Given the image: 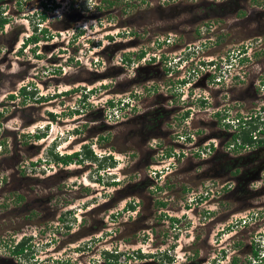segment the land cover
Returning <instances> with one entry per match:
<instances>
[{
	"label": "rangeland",
	"instance_id": "1",
	"mask_svg": "<svg viewBox=\"0 0 264 264\" xmlns=\"http://www.w3.org/2000/svg\"><path fill=\"white\" fill-rule=\"evenodd\" d=\"M0 11V264H106L105 251L116 264H264V145L256 160L240 152L235 176L226 147L237 120H264V0ZM49 145L88 146L105 168L31 165ZM22 237L33 252L14 257Z\"/></svg>",
	"mask_w": 264,
	"mask_h": 264
},
{
	"label": "trees",
	"instance_id": "2",
	"mask_svg": "<svg viewBox=\"0 0 264 264\" xmlns=\"http://www.w3.org/2000/svg\"><path fill=\"white\" fill-rule=\"evenodd\" d=\"M6 20L7 19L0 17V27L2 25H4V23H6ZM26 41L27 42H36L37 37L32 36V37L28 38ZM143 54H144V52L140 51L139 55L137 57L138 58L144 57ZM87 93L88 92H86V94ZM28 94H30V93H28ZM28 94H26L27 97L30 96L31 99H37L33 94H30V95H28ZM110 102L111 101H109V103ZM110 104L112 105V102ZM261 110H262V108H261ZM187 114H188V112H186L185 115L187 116ZM51 116L53 117L54 115L51 114ZM262 126H264V121L261 119V115L257 112L251 113L250 115H248L244 119L241 118V119L237 120L236 130L234 131V134H232L231 140L229 141L230 142L229 150L233 149L234 152H239L238 149H240L246 153L248 150L252 152V151L258 149L260 146L264 145V137H261V138L259 137V135H260L259 133L264 132V129L262 128ZM42 134L43 133H41V134L36 133L34 137L37 138V140H39L40 138H43ZM242 151H240V152H242ZM46 154H48L47 155L48 157L46 156L45 158H41L40 160L32 161L31 165H34L36 162H41V161L44 162V164H49V162H52L51 160H53L58 165L67 166L73 162L80 163L84 159H90V160H93L95 162L96 161L99 162L100 165L97 166V170L105 168L103 163L100 162L103 159L99 160L98 157L93 153V151L90 148H88V146H84L83 151L80 150V151L72 152L71 154L66 153V154L60 155L57 151H54L53 145H52V148L49 145L47 148ZM107 156H109L110 158L112 157L110 154ZM113 163H114V161H113ZM260 176H263L262 179L264 181V173L262 174L260 172L258 177H260ZM172 219H174V218H172ZM30 240H31L30 237H23L19 242H16L15 244L12 245V248H10L11 253L14 256H18V257H23V256H26V254H31L33 252V248H32V244L29 243ZM107 254H109V253H107ZM253 254L256 257H258V255H259L258 251H256V250L253 252ZM107 260H108V264H116L117 263L115 257H108ZM167 260H168V262H170V260L168 258H167Z\"/></svg>",
	"mask_w": 264,
	"mask_h": 264
},
{
	"label": "flooded vegetation",
	"instance_id": "3",
	"mask_svg": "<svg viewBox=\"0 0 264 264\" xmlns=\"http://www.w3.org/2000/svg\"><path fill=\"white\" fill-rule=\"evenodd\" d=\"M249 15H250V13H249ZM249 15H246L245 16V18H247V17H249ZM0 17H2V18H5V19H9V17H5V15H4V13H3V11H0ZM4 24H6V23H4ZM1 27H3V25L1 26ZM0 27V28H1ZM262 34H257V36L259 37V36H261ZM144 56V55H143ZM27 87L26 86H22L21 88H20V90H19V94H20V96H22V98L25 100V98L27 97L26 96V94H28L29 92L27 91L28 89H26ZM30 94H35L34 92H32V93H30ZM30 94H28V95H30ZM29 98H30V96H28ZM31 99V98H30ZM201 99V101H203V103L205 104V105H207L206 104V98H204V97H202V98H200ZM33 100V99H32ZM36 100V99H35ZM186 112H188V114H189V110L188 109H186L185 110V113ZM187 114V115H188ZM232 134H234V132H232ZM232 134H231V136H230V139H229V141L231 140V137H232ZM190 138V137H189ZM227 142V145H226V147H227V149H228V151L230 152V153H236V152H234L233 151V149H231V150H229V147H230V142ZM229 144V145H228ZM201 149V148H200ZM203 149H208L209 151H211V150H213L214 149V145H213V143H208V144H206V145H204V147H203ZM239 150V155H240V160H238V165H236L235 163H234V165H232V168L231 169H229V170H231L230 172H232V174L235 176L237 173H238V171L240 170V166H245V165H247V161L245 160V158L244 157H241V156H243V155H241L240 154V151H242V150H240V149H238ZM244 152V151H243ZM251 152V151H250ZM256 153H257V151L256 150H254V151H252L251 152V154H253V155H255L256 157L254 158L255 160L256 159H258L259 157H257V155H256ZM259 154H260V151H259ZM234 160H237V159H234ZM230 164H231V162H230ZM259 174H260V171H259V173H258V171H257V175L259 176ZM11 247H12V245H11ZM10 250V254H12L11 253V249H9ZM107 255V254H106ZM12 256H14L13 254H12ZM15 257V256H14ZM17 257V256H16ZM109 256L107 255V258H108ZM20 258V257H19ZM2 260H4L2 257L0 258V261H2ZM105 261H106V264H108V260H106L105 259Z\"/></svg>",
	"mask_w": 264,
	"mask_h": 264
},
{
	"label": "clouds",
	"instance_id": "4",
	"mask_svg": "<svg viewBox=\"0 0 264 264\" xmlns=\"http://www.w3.org/2000/svg\"><path fill=\"white\" fill-rule=\"evenodd\" d=\"M7 20H8V19H7ZM30 37H32V36H29V37H27V38H30ZM75 37H77V35H75ZM26 40H27V39H26ZM203 64H204V65H208V62H207V63H203ZM210 65H212V63H210ZM88 91L90 92L91 89H89ZM37 99H40V96L37 97ZM37 99H36V100H37ZM263 121H264V120H263ZM263 129H264V128H263ZM22 238H23V237H22ZM22 238H21V239H22ZM21 239H20V240H21ZM20 240H18L17 242H19ZM105 252H106V254L109 253V254H107L108 256L112 254V252H107V251H105Z\"/></svg>",
	"mask_w": 264,
	"mask_h": 264
}]
</instances>
